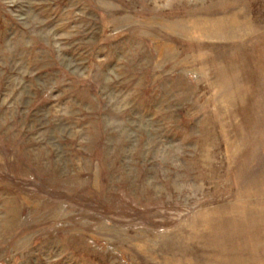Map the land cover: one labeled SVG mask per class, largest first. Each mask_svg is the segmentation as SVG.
<instances>
[{"label": "rangeland", "instance_id": "374dc122", "mask_svg": "<svg viewBox=\"0 0 264 264\" xmlns=\"http://www.w3.org/2000/svg\"><path fill=\"white\" fill-rule=\"evenodd\" d=\"M0 264H264V0H0Z\"/></svg>", "mask_w": 264, "mask_h": 264}]
</instances>
